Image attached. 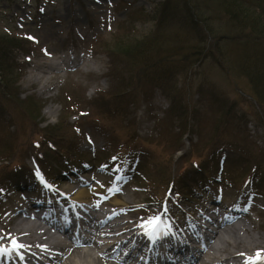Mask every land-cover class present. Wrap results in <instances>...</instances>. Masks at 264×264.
Listing matches in <instances>:
<instances>
[{
  "label": "rangeland",
  "instance_id": "374dc122",
  "mask_svg": "<svg viewBox=\"0 0 264 264\" xmlns=\"http://www.w3.org/2000/svg\"><path fill=\"white\" fill-rule=\"evenodd\" d=\"M184 1L190 2L191 6L189 8H191L193 14H197V17L201 15L209 20L210 16H213L208 11L209 6L205 5V0ZM200 7L202 8L201 12ZM164 8L165 10H162ZM179 9H183L182 0H0V40L11 51L9 63L13 66V72L15 73L13 86L16 87L12 89L14 93L12 96L7 95L6 99L2 96L0 97V130L6 137L16 135V138L12 139V143L22 147L25 143L24 140L31 136L30 134L25 136L29 130L28 126L31 127L34 124L36 125L35 131H48L68 136L70 131L64 126L63 120L66 119V124L69 120L70 124H77L76 126L85 136V142L81 141L78 144L77 156L65 153L63 156H57L55 162L52 160L55 163L53 164L54 168L66 171L65 175L61 176L64 182L52 181L57 189L61 190L68 186H76L75 182L78 178L87 179L89 180V186L101 188L102 192L94 200L102 207V201L106 200L110 191L113 190V193L117 195V199L128 202L130 205L123 213L137 221L151 215L150 213H158L161 210L159 206L162 203H173V200H178L183 207L179 209L174 206L173 209L176 210L177 215L181 213L183 216H189L191 214L190 216L194 217L197 223L203 220L204 222L206 221L200 213L205 210L206 206L211 209L217 208L212 202L208 203V201L204 200L206 197L209 198L211 192L212 197L213 194H216L220 201L231 202L241 208L246 205V202H252L249 207L245 208L247 216L241 214L238 220L256 235H264V194L262 193V197H258L259 195L256 192L240 191L237 189L236 184V181L250 167L258 165L256 160L250 159L247 165H239L237 155L232 152L220 153L218 164L225 165L222 173L219 175L213 171L206 178L195 173L188 179L189 184H183L184 190L182 193L185 198L181 195L177 196L174 184L171 190L165 192L159 201H150L147 188L143 187L144 185L140 182V179L146 180L147 174L144 175L145 170L142 171L138 165L141 166L146 157H151L149 155L152 152L157 157H164L168 160L167 165L171 175L184 176L201 158L195 151L200 149L201 146L197 144L207 134L205 132L202 134V130H210L211 124H214L219 118L227 117L229 121L237 123L242 113L250 112L246 117L253 119L252 123H256L258 126L256 120L254 121V109L260 111V108L253 100L252 95H250L246 77L234 76L226 68L230 66L238 74L241 72L239 66L246 64L242 62L240 55L245 39L243 38L240 41L235 38L234 42L229 43L230 38L227 35L231 36V33H229L231 31L236 37L240 34H242L241 37H244L249 23L245 20V30L240 32V28L237 27L238 23H236L235 28H233L234 25L231 26L233 29L224 28L219 24L216 25V23L224 25V22L214 18L212 21L215 22V27L221 32L219 33L221 35L218 36L226 35L227 37H216L220 50H218L216 45L213 46L211 43L209 45L214 51H221L222 59L220 62L225 69L215 61L216 54L212 50V54L208 52L200 59L195 67L192 68L191 73L182 75L183 70H181L182 73H177L175 77L171 78V85H174L175 88L172 92H183V95L176 98V104L185 100L190 106L189 131L186 132L183 138H180V135L177 136L179 133L177 129L173 130L172 135L179 138L172 146L161 141L160 130L154 132L155 117H160L170 104L169 98L161 90L165 82L162 81V85L161 82L153 81L150 85H147L151 86L149 88L143 83L138 86V82L136 83L137 80L133 76L135 74H132L138 68L135 63L131 64L135 56L129 57L127 55L123 58L122 54L126 53L125 50L129 44L142 42L143 46H148V43L152 42V37H169L175 31L178 33L176 37H180V31H183V29L181 27L174 29L177 26L174 19L169 18L167 20V22L176 25L170 28L159 20L163 15L173 17V14H176ZM76 17H79L77 23H75ZM157 25L160 29L156 31ZM74 28L79 35H82V38H79V35H76L78 38L75 37ZM118 30L121 31L119 32L120 35L116 33ZM12 35L30 39L32 41L30 46L35 47L32 50L34 53L32 54L31 52V54L27 55L23 51L15 49L16 46L20 45V42L14 40L12 42L6 38L13 37ZM202 39L203 37H200V40ZM97 41L96 45L95 42ZM203 45L208 47L205 43ZM261 45L264 51V42ZM65 46L75 47V53L86 57H84L82 62L80 59L77 65L73 63L75 66L80 65L86 72L78 73L68 68L62 73H56L55 70L58 67L54 62L58 58L57 54L59 52L58 55L65 54L66 56ZM170 46L175 47L173 42L169 44ZM165 49V45L160 47V51ZM63 50L64 52H61ZM75 53L72 52L69 57L74 56ZM261 54L263 55V53ZM164 55L165 53L161 52L157 56L161 59L165 57ZM168 55L173 60H177L180 57L176 54ZM86 60H89L91 64H86ZM36 64L39 70H35ZM122 65L126 68H121L123 67ZM30 70H34L40 76H43L41 83L35 82L26 86V77ZM50 70L52 73H50ZM121 78L124 80L120 81ZM152 78L147 76L146 81H151ZM205 78L217 87L220 97L227 98L228 104L231 107H235L233 110L229 113L227 111L223 113L212 99H208L211 88H209L208 82L205 83ZM129 79H133L134 86L126 85ZM141 81L143 82L142 77ZM42 84L48 85L47 92L40 89ZM202 84L203 86H201ZM167 85L165 91L170 93L168 89L171 87ZM68 87L72 90L70 91L71 95L64 92V89ZM119 87L127 88L124 95L126 106H124L123 117L125 119L134 117L136 132L141 137L138 141L137 138L131 137L133 142L128 141L127 138L124 140V143L130 148V153L127 157L124 155L118 157L113 154V147L116 146L115 138L111 137L110 143L107 138L108 128L101 126L100 122L92 115L83 114L79 123L77 120L78 116L71 117L74 111L66 113L73 103L72 98H76L74 92L78 97V103L82 100L80 108L99 107L103 103V101H99V98L109 102L115 93H121ZM102 92L105 93L99 95ZM65 96L70 97L65 98ZM135 97L138 102L136 107H132L131 102L135 100ZM90 100L94 101V103H91ZM107 105L108 103L104 106L105 116L110 117L111 108H107ZM34 110L35 112L31 114L32 116L29 115L28 119L20 121V118L27 114L26 112L30 113ZM233 112L234 116L232 115ZM172 119L168 121L167 128L170 127ZM113 123L118 124V119L116 118ZM252 123L240 124V126L242 131L246 133L247 138L255 143L261 152L263 151L262 154H264V136L253 127L256 125ZM228 124L232 125L231 129H234V124L229 122ZM258 127L264 130V128ZM103 135L106 136V144ZM118 138L122 141L120 132H118ZM186 139H191V141ZM112 143L114 144L112 145ZM181 147L183 149L178 152ZM138 148L142 152L138 151ZM15 149L17 150V156L15 157L17 159L23 157L27 166L33 171L36 170V175L40 177L39 169L35 166V161H38V159L33 154L34 147L32 150L23 153L20 148ZM133 149L138 152L131 151ZM255 151L258 152L259 150L255 149ZM110 153L111 155H109ZM177 153L183 154V156L179 158L180 155H177ZM139 156L141 161L137 165L135 159ZM259 157L264 156L261 155ZM17 159H11L9 165H13L12 162ZM42 161L51 164L49 160L43 159ZM245 161L246 159L242 160V162ZM5 163H2V166ZM60 165L61 167L57 168ZM28 167L25 170L26 176L30 174ZM251 171L255 172L256 169L253 168ZM10 173L6 172L3 176L9 177ZM42 173L46 176L44 172ZM256 175L258 180L263 178L264 182V162L258 167ZM33 181L32 176L30 177V182ZM193 182L196 186V183H200L198 188L193 189ZM35 185L33 193L39 196L37 193H41L39 188L42 185H39L40 187L37 184ZM19 188L21 192H16L15 190H10L3 194L0 192V223L6 222L8 219L7 213L10 211L8 204L18 197H25L26 192L30 191L29 188L23 189V186ZM49 193L52 192L49 191ZM250 194L254 195L253 198ZM106 205H110L106 207L107 209H116L111 204L107 203ZM169 210H171L170 206ZM219 212L220 214L223 213L221 208ZM225 213L228 214V210ZM166 217L168 216L166 215ZM11 225L12 222H9L8 226ZM239 236L245 239L246 233L240 231Z\"/></svg>",
  "mask_w": 264,
  "mask_h": 264
},
{
  "label": "trees",
  "instance_id": "16d2710c",
  "mask_svg": "<svg viewBox=\"0 0 264 264\" xmlns=\"http://www.w3.org/2000/svg\"><path fill=\"white\" fill-rule=\"evenodd\" d=\"M205 1V5L209 6L208 11L213 14V16H210L209 18L210 22L207 18H203L201 15H198L197 17L196 13L193 14V11H191V8H189L191 6L190 2L187 3L182 0V8L184 9V11L183 9H179L176 14H173V17L169 15H163L161 18H159L160 22L169 26V28L174 26L175 24L171 22L169 23L167 22V20L169 18L174 19L177 24V26L175 25L176 28L174 29H177L179 27L183 29V31H180V37H176L178 35L176 31L169 37H152V42L148 41V46H143L142 42H137L132 45L129 44L126 47V53L122 54L123 58L127 55L129 57L135 56L134 60L131 61V64L135 63L136 65H138V68L134 70V73H132L135 74L133 76L136 78V83L138 82V86L142 83L146 86L150 85L151 81H158V83L161 82V84L163 85L162 81H164V91L166 88V84H168V87H171L170 89H168L170 92L168 93V96L171 100V108L168 111L165 119L159 122V130L161 131L160 139L164 144H168L170 146L175 144L179 138L172 135L173 130L179 128L180 131L177 136H181L183 131L188 129V126L190 125L189 115L191 110L189 104L185 100H182L179 104H176V98L183 95V92L175 91L177 93H173L172 90H175V88L174 85H171L172 82L170 79L175 77L177 73H182L181 70H183L182 75L191 73L193 70L192 68L195 67V65L205 54H207L208 52H211L210 54H212L213 49L210 48V43L213 46L216 45L218 50H220L216 37L229 36V43L234 42L235 38H237V40L239 39L240 41L243 38L245 39V42L242 44L243 48L240 55L242 58V62H245L246 64H243L241 66L238 65L242 73H235L230 66H227L226 68L228 72L234 76H240V78L246 77V81L248 83V87H246L249 89V92L251 93L250 95H252L253 100L258 104L260 108V111H257L256 109L254 110V116L264 126V51L261 45L264 42V0ZM201 7L203 6L201 5ZM201 7L199 8L200 12L202 9ZM162 10H165V8ZM162 10L161 12H163ZM179 13L180 15H178ZM214 18L218 19L220 22L223 21L224 25L220 23H216V25L219 24L224 28L228 27L230 29H233L236 27V23H238L237 27L240 28V32H242V30H245L244 21L246 20L249 23L248 30L244 34V37H241L242 34L236 37V35H233L231 31L229 32L231 33V36H218L221 35L219 34L221 32L215 27V22L212 21V19ZM232 25H234L233 28L231 27ZM159 29L160 27L157 25L156 31ZM200 37H203V39L200 40ZM6 38L12 42L13 40L21 42L20 40L13 37ZM171 42H173L175 47H169V44ZM203 43L207 44L208 47L203 45ZM162 45H165L166 49L160 51V47ZM161 52L165 53V57L159 59L157 55H160ZM214 53L216 54L215 61H217L219 65L223 67L220 62L222 59L221 51H214ZM261 53H263V55ZM10 54L11 51L9 50L8 46L3 44L0 40V97L2 96L4 99H6L7 95L12 96L14 94L12 92V89L13 87H15L13 86L15 73L13 72L12 64L9 63ZM168 54H176L180 57L177 60H173L171 59V57H169L170 55ZM125 68L126 67L123 66V69ZM146 75L148 77H153L152 80L146 81ZM141 77L143 79V82L141 81ZM207 82L209 83V88H211V92L209 95L212 96V98L217 102H219V105H226V102H228L227 98L220 97V93L217 90V87L206 79L205 83ZM126 85L134 86L133 79H129ZM201 86H203V84ZM119 88L121 89V93H119V96H124L127 88ZM71 111H75V107H73L72 105H70L66 113H69ZM34 112L35 110L31 111L30 113L26 112L27 114L23 115L20 118V121L28 119L29 115ZM225 118L226 117L219 118L216 120L214 125L211 124V135L205 138V141L203 142L200 149L195 151V153L200 155L201 158L195 166H192L190 172L193 173L191 174L195 175V173L198 172L203 175L208 174V170L213 160L214 152L224 147L245 153L247 159L248 157H250L251 159L254 158L258 161L259 166L262 162H264V157L256 156V154L258 153L255 151L256 148L252 147L251 143L246 139V137H241L234 134L233 131H230L225 126ZM170 119H172L170 122V127L167 128V124ZM198 121L200 122V120ZM35 127L36 125L34 124L31 127L28 126L29 130L27 135L25 136H28L29 134L31 136L27 137L24 140L25 143L22 147H20V145H15L14 143H12V139L16 138V135H10L6 137V135L3 134L0 130V160L9 161L11 159H17V157H15L17 156V150L15 148H20L23 153L27 152L30 148L33 149L34 147L35 149L39 150V152L44 153L45 151H47L48 153L52 154L53 152L49 150L48 145L51 144L54 147V150L59 152V147H66L70 145L72 146L76 141L74 138L62 134H55L48 131H35ZM203 131L208 134V130ZM37 143L39 144V146H36ZM124 144L125 143H121L115 150L120 149ZM149 156L151 157L147 158L142 165V169L145 170L147 178L145 181L141 180V183L145 185L146 188H148L149 192L152 195L161 194L163 192V189L167 186L171 179V172L167 165L168 160L164 157H157L153 152ZM22 159L23 158L20 157L15 161L19 165V169H15V171H17L15 172L16 174H19V172L20 174H22L21 172L25 168ZM40 164L45 167L47 166V163L41 162ZM5 167L6 165H3L0 168V173ZM196 170L199 171L195 172ZM188 174L189 173L187 172L184 176L180 175L179 179L177 178L174 182L176 188L175 190L177 191V193L183 194V184H189V181H187ZM5 181H8V178L3 179L2 177H0V186H4Z\"/></svg>",
  "mask_w": 264,
  "mask_h": 264
},
{
  "label": "bare ground",
  "instance_id": "6f19581e",
  "mask_svg": "<svg viewBox=\"0 0 264 264\" xmlns=\"http://www.w3.org/2000/svg\"><path fill=\"white\" fill-rule=\"evenodd\" d=\"M84 57L85 56L79 53L70 57L67 55L64 57L65 59L58 56L54 62L58 67L55 70L56 73H62L68 68L78 73L86 72L80 65L75 66L79 63L80 59L82 62ZM73 63H75V65ZM85 63L91 64L89 60H86ZM36 66L38 67L37 64ZM37 67H35V70H39V67ZM50 73H52V71ZM37 74L38 72L34 70L28 72L26 86L32 85L35 82L41 83L43 76ZM40 89L47 92L48 85L42 84ZM88 181L89 180L84 178H78L75 182L76 186L66 187L64 193L68 194L70 199L77 204L87 205L89 200L94 199L95 196L102 192L100 187L89 186ZM38 187L40 186L38 185ZM39 192H41L37 193L41 194L39 196L31 191L28 192L29 199L31 198V201H37L32 202L34 206H40L45 203V201L40 200L46 191L43 187H40ZM110 196L108 200L104 201V204L106 205L108 203L113 205L116 207L115 210L104 209L100 205L95 206V208L101 212V218H99L98 224L95 225L94 232H96L99 237L101 236L102 241L96 239L93 233L88 239L86 238L87 240L84 241L83 248L79 246L82 243L76 246H69L54 240V237L47 228L31 220L32 217L22 206L26 199L18 197L14 199V201H11L12 203L8 204L10 211L7 213V221L0 223V237H3L0 239V242L10 241L13 243L15 241L18 247L19 245H23L24 247L18 248L22 253L18 251L17 254L26 264H31L27 263L28 260L35 264H44V260L39 255L49 257L47 253L52 249H54L53 252L55 253L54 263L52 261L50 262L53 264H119L120 262L127 264L128 256L134 257V259L136 257L137 262L135 263L144 264V262L141 263L142 259L140 258V256H144V251L141 250V247L134 250V246L131 244L133 240H137L138 237L142 235L138 233L137 228L135 229V219L123 213L130 205L128 202H124L119 198L117 199V195L113 192H110ZM211 198L212 194H210L209 199ZM212 200L218 207L221 206L222 209L228 210L229 215H219V209H217L218 214L215 210H210L209 214H206L205 217L206 223L204 225L190 227V229L188 228L187 233H184V241L178 244V247H170V249H168L169 251L167 250L165 253H160L157 256L159 261H163L165 255H170V251L175 253V251L192 249L193 244H190V242L198 240L202 242L199 250L203 257L200 255L196 261L194 260V264L201 259L204 261L214 260L215 258L218 259L217 264H241L243 260L250 256L255 257L252 261L264 262V235H256V233L251 232L250 228L244 227L240 220L236 219L241 214L247 216L246 209L219 202L217 199ZM9 222H12L11 226H8ZM43 223L46 225L49 224L50 219L45 216ZM240 231L246 233L245 239L239 236ZM171 235L172 234L162 235V237L171 238ZM178 235L180 234L178 233ZM99 243L102 245L99 246ZM125 246L127 247V254L124 257L121 255L122 259L115 258L117 252ZM55 248H59L60 252H56L57 250ZM107 250L111 251L109 252ZM8 251L9 250L2 251L0 259L4 257L6 259L8 256L6 257L3 255H6ZM257 256H259V258L256 259ZM137 257L140 259L138 260ZM146 257L151 258L152 255L150 254ZM173 261L177 262V258L173 259ZM173 261H171V263H173Z\"/></svg>",
  "mask_w": 264,
  "mask_h": 264
},
{
  "label": "snow or ice",
  "instance_id": "6c2138e0",
  "mask_svg": "<svg viewBox=\"0 0 264 264\" xmlns=\"http://www.w3.org/2000/svg\"><path fill=\"white\" fill-rule=\"evenodd\" d=\"M31 38V37H30ZM115 159V158H114ZM155 220H159V217H156ZM3 237H0V239H2ZM15 244V241L13 242ZM19 247H24L23 245H19ZM3 251H7V249H4Z\"/></svg>",
  "mask_w": 264,
  "mask_h": 264
}]
</instances>
